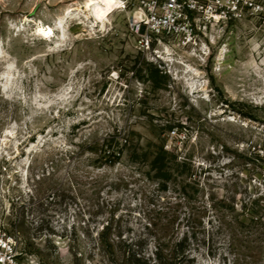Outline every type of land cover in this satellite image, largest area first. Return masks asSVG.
Wrapping results in <instances>:
<instances>
[{
	"label": "rangeland",
	"instance_id": "374dc122",
	"mask_svg": "<svg viewBox=\"0 0 264 264\" xmlns=\"http://www.w3.org/2000/svg\"><path fill=\"white\" fill-rule=\"evenodd\" d=\"M117 1L0 0V227L39 264L186 232L156 264H264V14L146 45Z\"/></svg>",
	"mask_w": 264,
	"mask_h": 264
},
{
	"label": "built area",
	"instance_id": "2783aa9c",
	"mask_svg": "<svg viewBox=\"0 0 264 264\" xmlns=\"http://www.w3.org/2000/svg\"><path fill=\"white\" fill-rule=\"evenodd\" d=\"M143 16L134 23L144 28L142 42L176 38L198 45L213 27L264 14V0H142ZM18 242L0 227V264H39L21 261Z\"/></svg>",
	"mask_w": 264,
	"mask_h": 264
},
{
	"label": "trees",
	"instance_id": "16d2710c",
	"mask_svg": "<svg viewBox=\"0 0 264 264\" xmlns=\"http://www.w3.org/2000/svg\"><path fill=\"white\" fill-rule=\"evenodd\" d=\"M109 226L104 227L103 231L101 233V244L105 247H113L115 240L108 236ZM118 239L121 241H124V238H121V236H118ZM125 242V241H124ZM155 250L153 252L154 254V260H156L153 264L160 263L162 259L164 258V255H166L169 258L175 257L177 254L182 255V259H189L188 256V250L190 243L188 242V232H186L183 236L172 239L171 237L167 239L166 236H157L156 237V243H155ZM138 254V258H144L145 260H150V258L143 252H139L137 250H134V255Z\"/></svg>",
	"mask_w": 264,
	"mask_h": 264
},
{
	"label": "bare ground",
	"instance_id": "6f19581e",
	"mask_svg": "<svg viewBox=\"0 0 264 264\" xmlns=\"http://www.w3.org/2000/svg\"><path fill=\"white\" fill-rule=\"evenodd\" d=\"M113 3H114V4H117L118 1H117V0H113ZM141 17H142V12H138V13H136L135 21H136V22L139 21ZM37 30H38V32H39L40 34H41V33H44V34L47 33V31H46V29L44 28V26H40Z\"/></svg>",
	"mask_w": 264,
	"mask_h": 264
}]
</instances>
